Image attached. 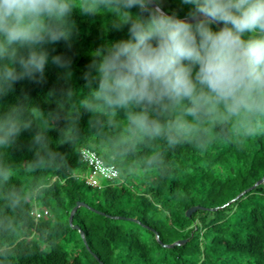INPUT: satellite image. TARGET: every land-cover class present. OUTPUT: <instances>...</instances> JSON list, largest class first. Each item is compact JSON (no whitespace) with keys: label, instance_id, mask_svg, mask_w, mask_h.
I'll list each match as a JSON object with an SVG mask.
<instances>
[{"label":"trees","instance_id":"obj_1","mask_svg":"<svg viewBox=\"0 0 264 264\" xmlns=\"http://www.w3.org/2000/svg\"><path fill=\"white\" fill-rule=\"evenodd\" d=\"M72 2L79 34L71 48L50 46L70 68L49 63L45 83L23 80L0 95V135L5 117L21 128L0 143V264H264V182L251 188L264 179V133L193 121L170 143L131 128L123 111L87 108L95 85L84 73L98 49L127 39V28L116 31L111 14H84L81 0ZM160 3L180 18L191 7ZM83 148L119 180L86 185ZM34 206L48 215L35 221Z\"/></svg>","mask_w":264,"mask_h":264},{"label":"clouds","instance_id":"obj_2","mask_svg":"<svg viewBox=\"0 0 264 264\" xmlns=\"http://www.w3.org/2000/svg\"><path fill=\"white\" fill-rule=\"evenodd\" d=\"M181 2L191 6L183 18L160 0H81L84 14L103 10L114 30L127 28V39L98 49L84 73L86 86L95 85L85 106L123 111L131 128L166 134L170 143L193 121L245 137L264 133V0ZM74 7L72 0H0V95L23 80L45 83L49 63L70 68L72 60L50 46L72 47ZM4 121L6 144L21 128Z\"/></svg>","mask_w":264,"mask_h":264},{"label":"built area","instance_id":"obj_3","mask_svg":"<svg viewBox=\"0 0 264 264\" xmlns=\"http://www.w3.org/2000/svg\"><path fill=\"white\" fill-rule=\"evenodd\" d=\"M82 160L87 165V173L84 176L86 185L101 190L119 180L118 170L113 165L105 164L95 152L83 148L80 151ZM48 215L46 209L34 208L30 211V217L35 221Z\"/></svg>","mask_w":264,"mask_h":264},{"label":"water","instance_id":"obj_4","mask_svg":"<svg viewBox=\"0 0 264 264\" xmlns=\"http://www.w3.org/2000/svg\"><path fill=\"white\" fill-rule=\"evenodd\" d=\"M261 182H264V179H262V180H260V181H258L257 183H255L251 188H253V187H255L257 184H259V183H261ZM241 195V194H240ZM239 195V196H240ZM82 204H77V205H75V207L73 208V210L71 211V213L69 214V217H68V222L70 223L71 222V218H72V213H73V211L74 210H76V208L78 207V206H81ZM193 210V209H192ZM191 210V211H192ZM190 212V211H189ZM73 228L74 229H76V227L75 226H73ZM183 243V241H179V242H176V243H174V244H172V245H179V244H182ZM172 245H167L166 247H171Z\"/></svg>","mask_w":264,"mask_h":264},{"label":"rangeland","instance_id":"obj_5","mask_svg":"<svg viewBox=\"0 0 264 264\" xmlns=\"http://www.w3.org/2000/svg\"><path fill=\"white\" fill-rule=\"evenodd\" d=\"M38 208H41V207L38 206ZM76 245L78 246L76 252L79 254L80 253V248H79L80 247V244L79 243L78 244L76 243Z\"/></svg>","mask_w":264,"mask_h":264}]
</instances>
